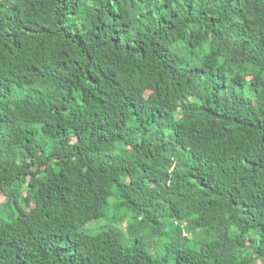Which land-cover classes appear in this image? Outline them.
<instances>
[{
	"label": "trees",
	"instance_id": "16d2710c",
	"mask_svg": "<svg viewBox=\"0 0 264 264\" xmlns=\"http://www.w3.org/2000/svg\"><path fill=\"white\" fill-rule=\"evenodd\" d=\"M0 264H264V0H0Z\"/></svg>",
	"mask_w": 264,
	"mask_h": 264
},
{
	"label": "rangeland",
	"instance_id": "374dc122",
	"mask_svg": "<svg viewBox=\"0 0 264 264\" xmlns=\"http://www.w3.org/2000/svg\"><path fill=\"white\" fill-rule=\"evenodd\" d=\"M117 200L115 199V198H111V200H110V216H116V215H122V213H123V211H121V212H118V211H116V209L114 208V205L116 204L115 202H116ZM109 222H110V224L112 225V226H115L116 224L115 223H111V221L109 220H106V219H104V220H101V221H98V222H94L95 224L94 225H90L89 227H86L85 228V231H88V228H90V227H97V226H100L99 224H101L102 225V227H108L110 224H109ZM93 224V223H92ZM123 227V229H125V226H122ZM143 240L146 242V243H150V247L152 248L153 247V249L152 250H158V249H161V247L164 245V242H166V241H164V240H157L156 241V243H151L150 241H149V239L147 238V237H143ZM166 240V239H165ZM165 251L166 250H163L161 253L162 254H164L165 253Z\"/></svg>",
	"mask_w": 264,
	"mask_h": 264
}]
</instances>
